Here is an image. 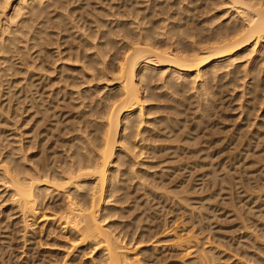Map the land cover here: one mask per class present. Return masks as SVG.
<instances>
[{
	"label": "bare ground",
	"instance_id": "1",
	"mask_svg": "<svg viewBox=\"0 0 264 264\" xmlns=\"http://www.w3.org/2000/svg\"><path fill=\"white\" fill-rule=\"evenodd\" d=\"M130 1L132 3L128 5L126 13L136 21L135 27L134 21L122 23L117 20L115 24L109 23L103 31L91 29L88 35L91 41L85 42L90 50L93 49V53L88 55L77 49L75 53L67 54L70 57L73 55L77 62H81L82 68L92 72L91 81L106 78L114 83L100 98L101 100L94 101L95 104L91 100L93 95L89 89V95H92L89 111H86L89 113V126H78L80 134L77 133L78 135L70 139L65 157L53 161L49 159V154L47 156L44 154L45 158L37 165H33L27 163L28 154L21 146L18 152L15 147H10L6 152L3 151L4 153L0 152L2 173L0 182L10 189L12 204L16 205L25 229L31 230L38 217L39 220L49 222L50 226L51 223H58V227L63 228L68 235L66 242L72 250L71 258L67 260L72 262L69 264H75V253L83 250L95 252L89 261H92V264H140L139 252L137 253L135 248L146 240L144 236L152 227L149 225L148 228L142 229L136 238L134 234L131 235L133 230L131 232L127 230V233L122 229L117 230L114 221L107 222L112 210L117 209L110 204L111 198L113 197L116 203L123 198L128 180H136L137 188L144 186L148 174L145 169L148 168L142 166L148 167V164H151L144 160L153 159L162 151L172 149V153H178L184 150L171 144V141L183 143L187 139L198 138L210 122V116L217 110L218 103L212 100L214 95L224 92L229 86L234 90V84L241 81L240 86L244 91L241 95L237 94L238 97L236 95L235 99L247 97L240 101V105L238 104L237 108H241L240 116L244 114L243 119H252L254 123L256 120L254 115L261 116L259 125L262 131L260 128L257 129L258 135L257 137L254 135L253 141L264 135V0H203L202 6L195 8L198 10L197 14L212 15L209 14L210 16H205L202 20L193 19L189 15L187 11H191V8L180 7L172 16L158 21L150 20L149 14H144V11L140 12L142 9L135 5L137 0ZM61 2L62 0H0V92L2 96H7L6 100L10 102L13 100L11 88L19 81L14 80V76L27 72L31 74L30 67L45 68V61L40 59L41 52L54 35L50 28L56 25L58 20H63L61 15H53L50 10L52 6L61 7L63 3ZM181 10L189 16L182 13L185 17L178 18L176 14H180ZM166 20L169 23H161ZM131 25L134 29L130 27ZM65 50L67 51V48ZM31 51L36 53L35 56ZM243 58L245 62L238 61ZM30 74L26 80L32 79L33 76ZM32 83L30 80L25 85L20 96L24 100L27 99V102L29 100V108L35 111L34 114L42 116L50 107L42 102H35L37 98L33 99L30 98L31 95H27L29 84ZM190 88L196 90L199 100L196 99L198 101H195L196 106L193 110L199 114L196 117L198 120H194L195 125L193 122L194 126L186 129V120L179 115L184 114L188 108L189 103L185 101L184 93ZM260 110L262 113L259 115ZM159 142L162 143L158 144ZM262 147L264 150V145ZM36 153L38 155V152ZM221 180L224 181L225 177ZM258 182L261 183L260 179ZM149 190L151 189L145 188L146 193H149ZM153 192L154 190L150 191L151 194ZM262 197L264 194L258 198ZM48 208L50 212L46 214L44 210ZM169 228L166 226L162 230V235L173 236V244L190 256V264L222 262L218 258L219 255H213L211 250L203 249L202 237L199 238L198 234L180 233L175 227ZM31 232L29 238L35 239L37 237L35 229ZM155 234L156 232L151 233L149 238L152 240ZM249 234L247 239L252 243L248 248L253 251L244 250L246 259L249 257L255 264H264V240H259V236L262 235L257 233L255 235L254 232ZM63 238L65 239V236ZM244 246L247 247V244Z\"/></svg>",
	"mask_w": 264,
	"mask_h": 264
},
{
	"label": "rangeland",
	"instance_id": "2",
	"mask_svg": "<svg viewBox=\"0 0 264 264\" xmlns=\"http://www.w3.org/2000/svg\"><path fill=\"white\" fill-rule=\"evenodd\" d=\"M62 2L61 7L56 8V6H52L50 10L53 15H61L63 20H60L61 22L58 20L56 25L50 28V31L52 30V34L54 35H52L50 43L45 45L40 58L45 61V68L34 69L30 67L29 72H31V74L27 72V74H18L16 75L17 77L14 76L13 79L19 81L14 83V86L11 88V96L14 95L11 102L6 100L7 96H2V92H0V152H6L10 147L17 148L16 151L18 152V148L21 146L26 154H28L27 163L33 165H37L45 158V155L47 156L48 154L50 155L48 156L49 159H53V161L65 157L66 151H68L67 147H69L71 141L70 139H72L74 135H78L77 133L80 134V132H78V126H89V113H87L89 111V102H91V100L92 102H97L106 94L114 83H111L110 80L106 78H98V81L94 79L91 81L92 78H90V76L92 72L89 69L86 70V68H82L81 62H77L75 58L72 57L73 55L71 57L68 56V52L75 53V51L79 49L84 51V54L91 55L93 49L90 50L89 46L86 44V42L89 43V41H91L90 38H88L89 31L91 32L92 30L95 31L98 29L103 31L111 22L115 24L117 20L122 21V23L134 21L135 23L133 26L135 27L136 25V21L132 20L131 17L127 15L128 13H126L128 5L130 6L132 3L130 0H62ZM203 3V0H137L135 5L137 8L142 9L140 11L141 13L144 11V14H149L150 20L158 21L168 18L170 15L172 16V14L177 12L176 9L178 10L180 7L181 9L191 8V11H193V9L196 10L195 8L202 6ZM150 10H152V13ZM191 11L187 12L196 20H202L209 14L212 15V13H208L207 15L199 16L200 14H197L198 10ZM182 13L185 15L187 14L184 13V10H181V13L176 14V16H178V18L182 16L185 17ZM192 13H194V15H191ZM189 15L187 14L186 16ZM62 17L60 19H62ZM168 20L161 21V23H169L170 20ZM130 27H132V25ZM97 41L98 39L95 40V42ZM69 45L70 48H68ZM66 48L67 51L65 50ZM33 53L34 52H32V54ZM35 54L36 53H34L33 56H35ZM238 61L245 62V59L243 58ZM29 74L33 76L32 79L29 78L33 83L29 84L27 95H31L32 97L30 98L33 99L37 98L35 102H42L45 106L50 107L42 116L41 114H34L35 111L29 108V100L27 102V99L24 100L23 97L20 96L24 91L23 89H25V85L30 81L29 79V81L26 80ZM26 81L28 82L26 83ZM240 82L241 81L234 84V90H231L233 88L229 86L224 92L212 97V100L214 99L215 103H218L217 110L210 116V122L201 134H199L198 138L195 140L187 139V141L183 143L171 141V144L178 147L180 146L184 150L178 153H172V149H170L158 153L153 159L144 160L152 164H148V167L142 166L148 168L145 169L148 174L146 176L147 178L145 177L144 186L137 188L135 187L137 185H135L136 180H128L126 182L127 186L125 187L126 194H124L123 198L117 203L113 200V197L111 198L110 204L117 207V209L112 210L107 222L113 223L114 221L117 230L122 229V231L126 233L127 230L128 232L133 230L134 233L131 232L132 234H130H134L136 238L142 229L148 228L149 225L152 227V230L144 236L146 240L139 244L138 248H135L137 249L136 252H139L140 264H190V256L187 255L183 249H179L173 244V236L162 235V230L166 228V226L167 228L170 227L169 229L175 227V230L180 233L192 232L198 234L199 236H197L199 238L202 237L203 249L206 251L209 249V251L211 250L212 252L211 254L216 256L219 255L218 258L220 262L222 261L220 264H255L249 257L246 259L247 255L244 250L253 251L248 248L251 245L250 243H252L250 239H247L249 238V233L252 232L253 234L254 232L255 235L256 233L258 235L261 234L262 236H259V240H264V197L258 198L264 194V150L261 149L264 145V135L258 138V140L255 138L256 140L253 141L254 137L258 135L257 129L260 128L259 124H261V118L259 117L261 116L256 117V115H254L256 119L255 123L252 119H243L244 114L240 116L239 112L241 108H237L239 107L238 104L240 105V101L247 97L245 96L239 100L237 98L238 95H241L242 91H244V88L240 86ZM89 89L93 97L89 95ZM214 90H216V88ZM186 92L184 93V98L185 101L189 103L188 108L186 112L179 115V117L186 120V129H191L192 126L195 125L196 121L194 122V120L199 114L196 110H193L196 106L195 101L197 102L199 99L197 98L196 90L193 88L188 89ZM15 95L17 96L15 97ZM236 95L237 97L235 99ZM91 97L93 99H91ZM188 97H190V99H188ZM93 104H95V102ZM5 108L7 111L4 110ZM257 113L258 111H256V114ZM261 113L262 110H260L258 114L260 115ZM61 115H63V117ZM196 120H198V118ZM36 132L38 134H36ZM25 134H27V136ZM161 143L162 142H159L158 144ZM207 143L211 144L208 145ZM202 147L203 149H201ZM245 147H247V149ZM36 152H38V155ZM143 156L147 157L144 154ZM222 177H225L224 181L221 180ZM1 178L2 173L0 172V179ZM259 179L261 183L258 182ZM0 186V264H27L28 261V264L72 263L70 261L67 262V260L71 258L72 250L71 247H68L70 245L66 242L68 235L64 229L60 228V226L58 227V223H51V227L48 224L49 222L39 220L40 217H38V221L36 220L37 223L30 228L31 230L35 229L37 237L35 239L29 238V232H32L29 228L25 229L22 224L23 221L20 218L18 209L16 205L12 204L9 193L11 192L10 189L4 187L1 182ZM145 188L151 189L149 193L145 192ZM152 189L154 190L153 194L150 193V191H153ZM256 196L258 197L256 198ZM58 202L60 203V201ZM42 212L43 211H41V213ZM44 212L49 214L48 212H50V209H45ZM46 229H48V231ZM50 230L51 233H49ZM151 231L156 232L152 240L149 238L151 233H153ZM25 232H27L26 235ZM48 234L50 236H48ZM64 236L65 239L63 238ZM157 240L159 241L157 242ZM242 244H247V247ZM135 249H133V252ZM89 253L91 252H88V250L76 252L74 257L75 262H73L75 264H92L93 262L89 261L95 252Z\"/></svg>",
	"mask_w": 264,
	"mask_h": 264
}]
</instances>
